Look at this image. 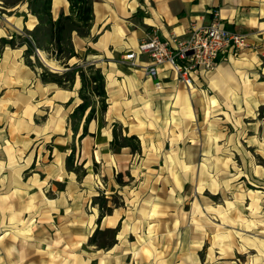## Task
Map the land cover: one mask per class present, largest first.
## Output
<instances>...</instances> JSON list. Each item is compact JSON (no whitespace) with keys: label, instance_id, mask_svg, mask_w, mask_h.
I'll use <instances>...</instances> for the list:
<instances>
[{"label":"rangeland","instance_id":"obj_1","mask_svg":"<svg viewBox=\"0 0 264 264\" xmlns=\"http://www.w3.org/2000/svg\"><path fill=\"white\" fill-rule=\"evenodd\" d=\"M252 58L249 79L225 64L214 88L135 104L125 126L97 113L81 140L69 115L44 134V114L30 140L18 112L17 151H0V264H264V55ZM114 125L140 134L139 151L111 145Z\"/></svg>","mask_w":264,"mask_h":264},{"label":"crops","instance_id":"obj_2","mask_svg":"<svg viewBox=\"0 0 264 264\" xmlns=\"http://www.w3.org/2000/svg\"><path fill=\"white\" fill-rule=\"evenodd\" d=\"M92 9L89 36H73L78 58L70 59L68 64L81 65L85 61L101 70L108 102L102 114L110 117L112 124L125 126L126 119L137 117L139 108L135 104L152 105L161 98L162 102L175 103L179 94L197 93L205 85L214 88L213 84L222 78L225 64L241 65L247 72L243 77L249 79L252 57L264 55V0H93ZM213 9L219 11L227 30L246 36L247 47L225 51L212 70L193 77L191 89L182 86L170 67L164 65L158 68L162 89L156 91L154 81L147 78L142 68H131L122 62V56L135 51L138 42L152 31L162 40L172 34L184 38L191 25L208 24ZM60 13H68L67 1L52 0L53 18ZM36 24V18L28 11L27 0L12 8H3L0 2V151H17L18 112L19 125H26L28 139L34 140L38 139L36 116L46 115L47 128L43 132L47 134L52 128V136H56L59 130H64L68 115L80 102L78 80L73 90H63L53 84H42L38 70L26 66L23 57L26 45L19 46L17 37L24 30L32 31ZM12 39L15 46L9 44ZM85 50L89 54L83 57ZM141 61L146 58L142 56ZM129 136L141 140L137 132ZM94 147L97 154L98 146ZM34 229L35 225L31 226L30 230Z\"/></svg>","mask_w":264,"mask_h":264},{"label":"trees","instance_id":"obj_3","mask_svg":"<svg viewBox=\"0 0 264 264\" xmlns=\"http://www.w3.org/2000/svg\"><path fill=\"white\" fill-rule=\"evenodd\" d=\"M24 0H0L3 8H12ZM68 13H60L56 19L52 16V0H27L29 13L36 18L37 24L32 31L24 30L19 35L20 45H26L24 62L28 67L40 70L42 84H53L63 90H73L78 80L77 97L79 103L69 114L68 122L73 135L79 134V140L88 134L89 124L95 120L97 113H105L108 107L105 91V78L94 64L69 65L68 61L78 58L72 42L73 36H89L93 22V0H66ZM10 46H15L12 39ZM36 50L44 53L48 60L56 62L64 70L53 72L39 60ZM111 145L139 151V140L136 136H118L115 125L112 130ZM74 150L68 155L66 165L73 168ZM103 203L106 199L101 197ZM98 223L106 216L103 206H99ZM90 245H97L94 236Z\"/></svg>","mask_w":264,"mask_h":264},{"label":"built area","instance_id":"obj_4","mask_svg":"<svg viewBox=\"0 0 264 264\" xmlns=\"http://www.w3.org/2000/svg\"><path fill=\"white\" fill-rule=\"evenodd\" d=\"M247 47L244 34L227 30L217 9L210 12L206 25H191L186 37L170 35L160 39L156 31L142 38L135 51L122 56L131 68H142L147 78L154 81V89H162L158 68L164 65L177 75L179 81L191 89L193 77L199 71H210L227 50H242ZM144 56L146 61H141Z\"/></svg>","mask_w":264,"mask_h":264},{"label":"water","instance_id":"obj_5","mask_svg":"<svg viewBox=\"0 0 264 264\" xmlns=\"http://www.w3.org/2000/svg\"><path fill=\"white\" fill-rule=\"evenodd\" d=\"M36 53L39 55L40 59L45 63V60H44V58L42 57L41 53H40L38 50H36ZM45 65L48 66L46 63H45ZM48 67H49V66H48Z\"/></svg>","mask_w":264,"mask_h":264}]
</instances>
